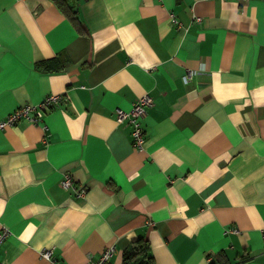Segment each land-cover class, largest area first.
<instances>
[{"label":"crops","instance_id":"0c3cea01","mask_svg":"<svg viewBox=\"0 0 264 264\" xmlns=\"http://www.w3.org/2000/svg\"><path fill=\"white\" fill-rule=\"evenodd\" d=\"M69 4L82 29L53 0H0V117L60 94L0 130L1 259L87 264L113 244L121 264L143 237L154 264H264V0ZM143 93L137 149L115 110Z\"/></svg>","mask_w":264,"mask_h":264},{"label":"built area","instance_id":"2783aa9c","mask_svg":"<svg viewBox=\"0 0 264 264\" xmlns=\"http://www.w3.org/2000/svg\"><path fill=\"white\" fill-rule=\"evenodd\" d=\"M199 19V17H197ZM192 72L189 69L188 74ZM60 98V94L50 93L45 95L38 102L30 103L24 102L13 108L6 115L0 117V130L18 123L20 120L24 119L31 123H36L40 118L41 114L49 110L52 105L57 102ZM152 105V99L148 93H143L138 99L132 104L128 109L117 108L115 110V120L117 123H122L127 121L131 125V141L132 145L141 149L143 147V129L141 125V119L146 114L147 108ZM60 184L63 187L71 188L77 197H82L85 193L84 187H79L75 184L70 174L66 173L63 176ZM8 235L7 228L0 229V244L4 238ZM115 252V246L113 244L104 247L99 255L94 259H89L87 264H107L108 258ZM41 256L47 258L51 264H65L57 262L52 256V249L45 248L40 251ZM0 264H5V261L0 257Z\"/></svg>","mask_w":264,"mask_h":264},{"label":"trees","instance_id":"16d2710c","mask_svg":"<svg viewBox=\"0 0 264 264\" xmlns=\"http://www.w3.org/2000/svg\"><path fill=\"white\" fill-rule=\"evenodd\" d=\"M60 10L73 22V24L82 29V24L74 6L69 4V0H53ZM62 66L58 59L41 61L37 67L44 70H55ZM121 264H154L152 256L149 253V243L143 237L133 239L122 252Z\"/></svg>","mask_w":264,"mask_h":264}]
</instances>
